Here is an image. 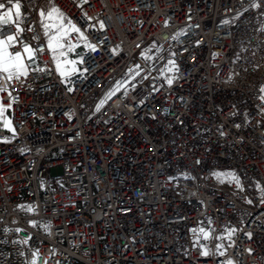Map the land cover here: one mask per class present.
I'll return each mask as SVG.
<instances>
[{
    "label": "built area",
    "instance_id": "2783aa9c",
    "mask_svg": "<svg viewBox=\"0 0 264 264\" xmlns=\"http://www.w3.org/2000/svg\"><path fill=\"white\" fill-rule=\"evenodd\" d=\"M44 2L95 48L70 32L65 76ZM19 3L0 264H264V0Z\"/></svg>",
    "mask_w": 264,
    "mask_h": 264
},
{
    "label": "snow or ice",
    "instance_id": "6c2138e0",
    "mask_svg": "<svg viewBox=\"0 0 264 264\" xmlns=\"http://www.w3.org/2000/svg\"><path fill=\"white\" fill-rule=\"evenodd\" d=\"M9 2L13 3L15 12L13 13V11L9 9L8 11L0 14V73L6 74L7 79H12L14 77L18 78L19 76L26 74L27 65L24 62L25 54L27 55L28 59H32L34 53L28 45L24 46L23 52L10 51V48L13 47L12 42L15 41L17 37L16 35H8L6 37L3 36V28L9 24H12L17 29H19L18 20L21 16V13L19 0H9ZM3 7V2H0V9H3ZM40 15L49 21L48 23L44 24L45 35L48 37L47 46L53 54V59L57 60L58 70L61 69V63L58 59L57 53H59V56H64L65 52L63 50L66 47L69 51L71 48L75 47V45L67 44V38L70 32L77 33L79 38L84 41L86 47L93 51L95 50L94 46L88 43L84 33L79 28H76L75 25L71 23V21H67V26H65L64 21H66L67 18L64 17L63 13L58 8L53 6L49 11L41 12ZM100 26L103 28L102 23ZM63 63H71L73 65L71 70L76 71L74 67L76 63L75 61H64ZM60 74L61 76H65L68 73L66 70H60ZM169 83H171V81H169ZM0 112H2V110H0Z\"/></svg>",
    "mask_w": 264,
    "mask_h": 264
},
{
    "label": "rangeland",
    "instance_id": "374dc122",
    "mask_svg": "<svg viewBox=\"0 0 264 264\" xmlns=\"http://www.w3.org/2000/svg\"><path fill=\"white\" fill-rule=\"evenodd\" d=\"M53 6L51 4H49L48 2H44L42 5V9L41 12H47L49 11ZM64 15V14H63ZM42 17V16H41ZM65 17V16H64ZM44 20H47L45 17H42ZM64 23H66V21H64ZM65 52L64 56H60V57H66V56H70L71 54H73V50L67 51V50H63Z\"/></svg>",
    "mask_w": 264,
    "mask_h": 264
},
{
    "label": "crops",
    "instance_id": "0c3cea01",
    "mask_svg": "<svg viewBox=\"0 0 264 264\" xmlns=\"http://www.w3.org/2000/svg\"><path fill=\"white\" fill-rule=\"evenodd\" d=\"M0 2H3V5H4L3 9H0V14H2L3 12L8 11L9 9H11V10L13 11V13L15 12L12 6H8V5L6 4L5 0H0ZM49 4H50V3H49ZM41 18H42V17H41ZM42 19H43V18H42ZM18 21H19V20H18ZM9 25H12V24H9ZM12 43H13V45H14L15 41H13ZM27 59H28V58H27V55L25 54V60H24L25 63L27 62Z\"/></svg>",
    "mask_w": 264,
    "mask_h": 264
}]
</instances>
